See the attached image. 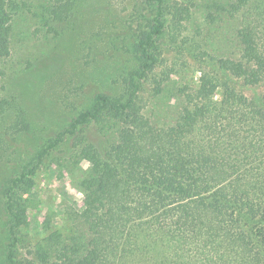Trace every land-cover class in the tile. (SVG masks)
Returning a JSON list of instances; mask_svg holds the SVG:
<instances>
[{
  "label": "trees",
  "instance_id": "obj_1",
  "mask_svg": "<svg viewBox=\"0 0 264 264\" xmlns=\"http://www.w3.org/2000/svg\"><path fill=\"white\" fill-rule=\"evenodd\" d=\"M145 2L131 49L138 64L124 90L97 93L37 153L41 161L73 135L67 156L58 159L89 195L81 208L65 206L55 227L48 220L34 239L24 194L35 185L39 163L23 164L15 143L36 116L30 118L24 95L5 82L17 18L29 4L0 0L5 264H264V0ZM79 3L49 0L44 25L53 35L51 60L67 32L62 21ZM201 7L204 20L197 23ZM167 29L198 60L197 85L177 88L178 70L157 69L158 40ZM224 36L220 51L216 39ZM236 81L262 93L249 96ZM146 83L151 100L143 95ZM164 92L173 101L160 115ZM88 123L97 127L95 139L79 133ZM21 245L26 256L19 255Z\"/></svg>",
  "mask_w": 264,
  "mask_h": 264
},
{
  "label": "rangeland",
  "instance_id": "obj_2",
  "mask_svg": "<svg viewBox=\"0 0 264 264\" xmlns=\"http://www.w3.org/2000/svg\"><path fill=\"white\" fill-rule=\"evenodd\" d=\"M26 1L28 7L17 18L15 47L8 63L5 82L9 90L15 89L24 95L22 103L28 105L29 114H32L30 118L37 117H34V121L31 119V130L21 133L15 143L19 155L24 159L23 164L31 159H34L33 163H39L35 185L24 194L28 203V231L35 239L39 230L46 229L48 220H51L49 227H55V219L65 206L72 203L81 208L89 195L87 190L78 185L74 176L76 173L72 174V170L63 167L58 159L67 156L74 142L73 135L66 134L64 141L51 149L41 161L35 159L37 153L53 141L59 132L69 128L73 118L92 103L97 93L119 94L124 90L125 78L138 64L131 50L137 23L140 22L138 13L144 11L142 6L149 5L145 0H80L72 16L62 21L67 32L62 35L58 55L51 60L48 49L53 35L46 32L47 27L44 25L49 0ZM199 1L204 3L206 0ZM202 8L194 14L197 23L204 20ZM216 27L220 28L219 23ZM220 30L224 31V28ZM216 40L220 51L228 43L226 36ZM158 44L160 65L157 69L169 66L178 70L181 76L174 78L177 88L186 84L197 85L200 64L189 54L192 50L189 42L186 48L183 37L174 38L167 29ZM29 65L32 69L27 68ZM235 84L249 96L255 97L262 93L259 86H244L240 81ZM144 85L143 95L145 99L151 100V86L149 83ZM167 95L164 92L160 95L162 99L159 96L160 115L167 113L168 104L173 101ZM81 130L89 139L99 136L93 123L83 126L79 133ZM85 168L77 167L80 169L78 172L87 171ZM3 211V198L0 197V264H5L7 242L1 228L4 225ZM46 217L48 219L45 221ZM19 255L26 256V248L22 245Z\"/></svg>",
  "mask_w": 264,
  "mask_h": 264
}]
</instances>
